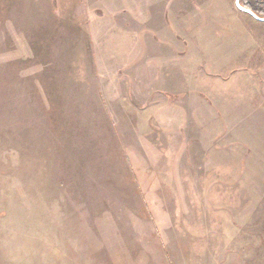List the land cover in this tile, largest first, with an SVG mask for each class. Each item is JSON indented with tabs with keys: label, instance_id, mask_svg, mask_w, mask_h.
<instances>
[{
	"label": "rangeland",
	"instance_id": "obj_1",
	"mask_svg": "<svg viewBox=\"0 0 264 264\" xmlns=\"http://www.w3.org/2000/svg\"><path fill=\"white\" fill-rule=\"evenodd\" d=\"M235 0H0V264H264V21Z\"/></svg>",
	"mask_w": 264,
	"mask_h": 264
},
{
	"label": "trees",
	"instance_id": "obj_2",
	"mask_svg": "<svg viewBox=\"0 0 264 264\" xmlns=\"http://www.w3.org/2000/svg\"><path fill=\"white\" fill-rule=\"evenodd\" d=\"M239 3L251 10L257 17H264V0H239Z\"/></svg>",
	"mask_w": 264,
	"mask_h": 264
},
{
	"label": "water",
	"instance_id": "obj_3",
	"mask_svg": "<svg viewBox=\"0 0 264 264\" xmlns=\"http://www.w3.org/2000/svg\"><path fill=\"white\" fill-rule=\"evenodd\" d=\"M234 3H235V6L240 11L249 14L250 16H252L254 19H256L258 21H264V17H261V18L260 17H257L251 10H249L248 8H245V7L241 6L240 3H239V0H235Z\"/></svg>",
	"mask_w": 264,
	"mask_h": 264
}]
</instances>
